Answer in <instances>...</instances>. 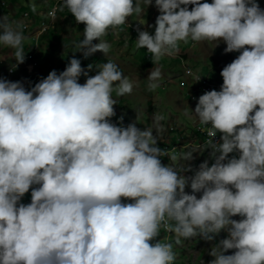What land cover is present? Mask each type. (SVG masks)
<instances>
[{
	"label": "clouds",
	"instance_id": "9594fccd",
	"mask_svg": "<svg viewBox=\"0 0 264 264\" xmlns=\"http://www.w3.org/2000/svg\"><path fill=\"white\" fill-rule=\"evenodd\" d=\"M53 1L41 18L55 23L66 8L84 24L75 44L84 58L107 56L108 31L125 32L119 26L153 2ZM154 7V33L138 31L136 47L159 61L181 42H223L225 53L240 54L220 72L222 85L204 81L208 91L186 111L190 124L157 114L141 130L147 121L122 120L151 117L152 106L134 104V113L119 111L110 122L112 93L130 95L134 85L109 57L90 77L93 66L72 58L34 86L0 78V264H175L174 251L192 254L182 245L197 237L215 241L210 264H264V9L256 0H154ZM30 11L20 23L0 16V46L16 62L11 75L22 68L30 76L40 65L33 52L25 57L23 32L38 10ZM161 78L152 67L149 89ZM206 149L209 159L185 177L193 153Z\"/></svg>",
	"mask_w": 264,
	"mask_h": 264
},
{
	"label": "rangeland",
	"instance_id": "374dc122",
	"mask_svg": "<svg viewBox=\"0 0 264 264\" xmlns=\"http://www.w3.org/2000/svg\"><path fill=\"white\" fill-rule=\"evenodd\" d=\"M139 2L142 8L146 7L144 0H139ZM206 2L211 3L212 0H206ZM256 2L261 9H264V0H256ZM53 3V0H49L47 5L44 4V0H11L9 5H22L20 13L25 12V15L31 12L30 10L33 9V6L40 9L35 13L36 19L29 17V22L27 23L28 30L23 32L25 37V57L32 52L34 55L39 56V62H41V64L40 68L36 71L42 70L44 74L43 78L52 70H55L57 73L62 72L72 58L79 59L81 61V67L85 70L88 69V65H92L93 68L88 71V76H94L97 74V69L101 66V64H98L99 60L102 61L100 63L104 64L106 57H109L113 63L118 65L123 74L127 76L134 85L130 95L117 96L115 92L112 93L116 101V105H114L115 116L112 117L110 121L113 124H117L118 119L121 117L119 111L134 113V104L138 106L142 102H144L142 108H145V112L147 111V106H152L151 108L153 110L148 112L151 114V117H148V115H136V117L129 119L123 118V126L127 127L129 124L137 125L142 120L147 121V125L149 126L153 124L154 115L158 114L163 116L165 121L169 118L170 113V116L173 118L176 117L177 121L181 124H190V118H192L191 113L189 111V114H186V111H188L190 102L197 103L199 96L208 91V87L204 86V81H214L217 85H222L223 81L220 72L224 66L231 63L240 54L239 52L225 53L224 48L226 45L223 42L215 47V45L210 42H193L189 40L188 42L179 43L178 51L173 56H165L159 61H155L151 53L146 49L137 48L135 41L138 31L147 30L150 34L154 33L155 19L159 13L156 7H154L153 0L152 4L146 7L144 13L140 15L134 13L132 17L126 20V24L119 26L125 32L120 34L115 31L112 36H109V30L103 37V40L110 45L109 54H107V56L105 55L106 57L102 53L96 52L84 58L81 52H75V44L80 39H83L82 32L85 27L84 24L75 22L66 8L58 13V18L55 23L53 20H49L45 17L41 18L42 15L53 10L49 9L53 6ZM1 4L2 0H0V5ZM42 5H45V7ZM188 7L189 10H191L192 6L189 5ZM7 12L0 7V14L2 16H7ZM149 25L153 27L149 28ZM33 26H35V28L38 26V32L36 35L33 34L31 36L27 33H30L29 31ZM131 31L136 32L134 39L131 35ZM45 36L46 40L43 39ZM94 43H96V41H93V44ZM119 46H122L124 49H120ZM11 59L10 50L0 46V78L13 82L22 81L25 83V87H28L29 84L34 86L35 83L41 80L38 73L32 74L33 76H28L22 68L16 69L15 74L11 75V70H13L12 65H15V60L13 61ZM152 67H159L162 73L159 87L155 89H149V81L147 80V76L150 74ZM187 68L191 70L193 75H186ZM18 74L21 75L16 78ZM173 76H178L179 78L173 80V82L165 83V81L173 78ZM197 77L201 78L196 82ZM23 78H25V80H23ZM85 80L86 77L82 75L78 82L83 84ZM148 101L149 103H147ZM167 101L171 105V107L168 108L169 111L166 110ZM176 102L179 106H177ZM193 108L194 107H191V109ZM161 126L162 130H164L163 125ZM200 137L201 142H203L204 137ZM209 155L210 150L208 149L202 153H193L192 161L188 162V167L191 168V171L182 174L185 177L191 176L193 172L198 169L200 163L209 159ZM177 157L179 159V154H177ZM178 159L176 161L177 163L179 162ZM211 163L212 161L209 160V165ZM180 165L178 167H180ZM185 191L191 194L188 187H186ZM196 195L197 198H199L200 194L198 193ZM26 197L27 195L25 194L24 198ZM232 219L238 220V217H232ZM225 237L226 233L221 232L216 237V241L224 239ZM214 242H206L199 237L188 240L186 244L182 246H184L186 252L192 254L187 255L181 251H174L176 256L175 264H210L213 258L209 255V251ZM230 254H232L231 250L225 253V255Z\"/></svg>",
	"mask_w": 264,
	"mask_h": 264
},
{
	"label": "crops",
	"instance_id": "0c3cea01",
	"mask_svg": "<svg viewBox=\"0 0 264 264\" xmlns=\"http://www.w3.org/2000/svg\"><path fill=\"white\" fill-rule=\"evenodd\" d=\"M21 6L22 5H10V7H8V8H4V7H2V5H0V7L1 8H3L6 12H7V17L9 18V20H13V21H15V22H18V23H20V19H19V17H20V11H19V9L21 8ZM43 6V5H42ZM44 7V6H43ZM35 10H40V9H38V7H35ZM63 10H65V9H63ZM0 16H2L1 14H0ZM58 18V17H57ZM45 21V20H44ZM35 25V24H34ZM30 33H27V34H30L31 36L34 34V35H36V33L38 32V26L35 28V26H33V28L29 31ZM47 36V35H46ZM46 36L45 37H43V39L44 40H46ZM38 58H39V56H38ZM14 61V60H13ZM16 63V62H15ZM40 64H41V62H39ZM40 68V65H39V67H38V69ZM38 73V75L40 76V78L41 79H43V77H44V74H43V72H42V70L41 71H36V73H34V74H37ZM33 74V75H34ZM20 75L21 74H18L17 76H16V78H18V77H20ZM32 75V76H33ZM177 103V102H176ZM141 104H144V102H142ZM168 106H170L171 107V105H170V103L167 101V103H166ZM141 109V108H140ZM167 111H169L168 109H167ZM149 127H151V125H144V126H142V128H140V127H138V128H140L141 130H143L144 128H149Z\"/></svg>",
	"mask_w": 264,
	"mask_h": 264
},
{
	"label": "built area",
	"instance_id": "2783aa9c",
	"mask_svg": "<svg viewBox=\"0 0 264 264\" xmlns=\"http://www.w3.org/2000/svg\"><path fill=\"white\" fill-rule=\"evenodd\" d=\"M24 29H26V27H25ZM29 59L31 60L32 58L30 57ZM217 137H219V136H216V137L213 138V142H214V141H218V138H217ZM208 139H209V137L207 136V137H206V141H207ZM30 191H31V189H30ZM30 191H29V192H30ZM171 234H172V233H170L165 227H161L159 235H161L162 238H164V239H168V238L170 237Z\"/></svg>",
	"mask_w": 264,
	"mask_h": 264
}]
</instances>
